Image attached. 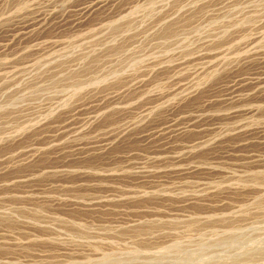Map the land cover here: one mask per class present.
<instances>
[{
    "label": "rangeland",
    "instance_id": "374dc122",
    "mask_svg": "<svg viewBox=\"0 0 264 264\" xmlns=\"http://www.w3.org/2000/svg\"><path fill=\"white\" fill-rule=\"evenodd\" d=\"M0 264H264V0H0Z\"/></svg>",
    "mask_w": 264,
    "mask_h": 264
}]
</instances>
